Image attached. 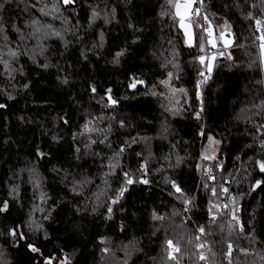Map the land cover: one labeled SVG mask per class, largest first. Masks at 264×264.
Returning a JSON list of instances; mask_svg holds the SVG:
<instances>
[{
  "label": "trees",
  "instance_id": "trees-1",
  "mask_svg": "<svg viewBox=\"0 0 264 264\" xmlns=\"http://www.w3.org/2000/svg\"><path fill=\"white\" fill-rule=\"evenodd\" d=\"M53 5L0 0V29L17 56L11 78L0 63V264H176L168 240L179 242V264H206L196 248L200 227L211 264H229V244L231 264H264V173L256 165L264 161V71L255 25L264 22V0H204L202 15L229 25L236 40L232 59L216 51L204 86L198 58L210 50H199L202 29L187 46L164 14L166 0H60L54 23L46 17ZM43 29L62 38L37 39ZM27 168L38 189L18 180ZM37 208L43 213L34 217Z\"/></svg>",
  "mask_w": 264,
  "mask_h": 264
},
{
  "label": "snow or ice",
  "instance_id": "snow-or-ice-1",
  "mask_svg": "<svg viewBox=\"0 0 264 264\" xmlns=\"http://www.w3.org/2000/svg\"><path fill=\"white\" fill-rule=\"evenodd\" d=\"M64 5H70L72 3H74V0H62ZM167 5L170 9V12L168 13H164L166 15H171L173 21L177 24V26L179 27V29H181L183 31L184 37H185V44L189 47L194 46V40H195V34L193 31V26L195 25V27L197 28H201L202 29V34L199 37V50L200 52H205V45H210L211 48L215 49L218 47V40L220 42L223 43V46L225 48H228L231 46L232 41L230 39H228L227 37H229L231 35V30H230V26H228L227 24L223 25V28L225 29L224 31L220 32L219 37L217 38L216 35L214 34V30H213V25L211 23V21L209 20L207 15H202L201 9L203 7L204 4V0H166ZM195 6V7H194ZM53 8L55 9V5H53ZM97 13L94 11L93 12V20L95 19ZM203 21V23H200V21ZM255 25H256V31H258L260 34L256 37V40L259 41V48H260V55H261V61L262 63H264V22H262L261 20L257 19L255 20ZM14 55V53H13ZM123 55V52H118L116 54L117 57V61L118 58ZM220 55H223V53H220ZM199 62L204 65L207 61V70L210 73L213 69V62L217 59V54L213 53L209 56H200L199 58ZM201 76H204V72L200 73ZM169 77L171 78V73H169ZM207 79V77H206ZM162 83H164L166 86L168 85V81H162ZM130 87L135 88L136 87V82L134 81ZM173 96H175V93L177 92V89L175 88H171L170 89ZM93 91H95V89H93ZM110 91V90H109ZM178 91L180 92H184V89H179ZM199 95V93H198ZM109 99H111V97H109ZM112 103L114 104L115 101H112ZM178 103V101H177ZM0 107H3V105H0ZM197 118H199V113L197 114ZM209 141L210 143H215V141H212V138L209 137ZM261 147H264V144L261 145ZM121 151H123V149H121ZM213 157H209V156H204V159H212ZM256 165L260 171V173H264V161H257ZM127 175V174H126ZM210 179H215L214 177H209ZM143 183H147V181H142ZM133 183V180L131 178H127L126 179V185H130ZM261 181L257 180L255 182V187L259 188L261 186ZM172 186L173 188L176 189V191L179 193L181 192V189L175 184V182H172ZM206 187V186H205ZM127 191V187L121 188L120 192H119V196L122 197L124 192ZM223 192L225 194L228 193V189L224 188ZM212 194L215 196L217 195V192L215 189L212 190ZM113 203L118 202L117 200H113ZM191 201L189 200H185V204L190 203ZM230 203L234 206L231 209V215H232V219L233 220H237L238 222V218L236 216V201L235 199L231 200ZM7 207V205L5 204V208ZM223 207L225 209L229 208V204H225L223 205ZM3 210V209H0ZM109 212H111V208L108 209ZM162 219V217H161ZM198 231L201 233V235L204 234L205 229L203 227H200L198 229ZM241 231H243V228L241 227ZM11 235L16 236L17 233L16 232H12ZM20 239H23V236H20ZM197 240L200 239L199 236L196 237ZM166 255H167V259L169 260H174L176 261V264H179V260L177 258V254H179L181 252V248L179 246V242L174 243L172 240H168L166 241ZM196 248L199 252V259L200 260H206L207 257L204 254L203 251H201L202 249L205 248V244L200 243L196 245ZM33 252L38 251V249H36L35 247H32L31 249ZM245 251L246 250H242ZM231 254H232V245L229 244L228 245V252L226 253V255L229 257V264H231ZM47 264H51V260L47 261Z\"/></svg>",
  "mask_w": 264,
  "mask_h": 264
},
{
  "label": "rangeland",
  "instance_id": "rangeland-1",
  "mask_svg": "<svg viewBox=\"0 0 264 264\" xmlns=\"http://www.w3.org/2000/svg\"><path fill=\"white\" fill-rule=\"evenodd\" d=\"M58 4H59V7L56 8V9H54V11H53V15L54 16L53 17L52 16H50V17L49 16H46L47 18L52 19L51 22H53V23H54V21H57L58 20L59 16L63 15V12L61 11V8H60L61 7L60 0H58ZM200 23H203V21L201 20ZM224 24L225 23L223 21H217V26L212 23L213 30H214V34L216 35L217 38L219 37L220 32H222V31L225 30L223 28V25ZM44 30L45 29H43L42 31H40V33L38 32V30H36L38 33H34V35L37 36L36 37L37 39L40 37V38H43V40H44V38H46V40H48V41L51 40L52 41V38H62L54 30H51L49 34H45L43 32ZM193 31H194V34H195V40H194V45H195V41H196V27H195V25L193 26ZM8 43H9V41L4 38V34H3L2 30L0 29V63L4 67V73H7V71H8L9 78H11L12 75H13V72H12L13 68H14V70H16L17 56H16V51H14L13 48ZM205 49H206L205 52H203L204 54L208 51V49L210 50V49H213V48H211L210 45H207L206 44L205 45ZM211 51H213V52L215 51V53L219 52V56H221L220 53H223L222 56H225V57H228V58H231V59L233 58V52H234V50L231 49V50L225 51V49L223 48L222 42H220L219 40H218V47L215 48V49H213V50H211ZM13 53H14V55H13ZM37 57H39V56H37ZM216 60L213 62V69H212V71L210 73L207 70V66H206L207 65V61L204 64V67H205V69L207 70V72L209 74H211L214 71L215 64H216ZM261 63H262V61H261ZM262 67H263V71H264V63H262ZM143 150H144V152L147 153V150H146V148L144 146H143ZM146 160L149 161L150 160V156L147 157ZM17 176H18V174H17ZM37 178H38L37 172L34 171V169H32V168H27V169H23V171L19 174L18 180L20 182L27 181L28 185L29 184H32V186H33L34 189H38L39 188V184H38L39 183V179H37ZM18 189H19V187L16 186L12 190V194H13V196L15 198H16V192L18 193V191H17ZM189 201H192V199L189 200ZM180 204L182 205V207L180 206V209L178 210V212H179V214L182 217V215L184 213V206H183L184 204H183L182 201H181ZM36 210H37L36 212H35V210L33 211V216L34 217H35V213H38V214L43 213V211L42 210L39 211L38 208ZM174 217H175V215H174ZM185 217H187V213H186V216ZM31 221H33V220H31ZM30 227H32V229H35V227L32 226V225H30ZM128 247H130V246H128ZM109 253H112V256L108 257L107 259L108 260L115 261V259L117 258V255L116 254H118V253L116 251H112V250H110ZM121 257H122V255H121ZM204 261L206 262V260H204ZM111 264H114V263H111ZM206 264H211V257H210V263H207L206 262Z\"/></svg>",
  "mask_w": 264,
  "mask_h": 264
},
{
  "label": "built area",
  "instance_id": "built-area-1",
  "mask_svg": "<svg viewBox=\"0 0 264 264\" xmlns=\"http://www.w3.org/2000/svg\"><path fill=\"white\" fill-rule=\"evenodd\" d=\"M213 53H214V52L211 51V49H210V51L207 53V56H209V55H211V54H213ZM204 74H205V75L202 76L201 79H200V81H199V85H200V86H204L205 83L207 82V80L210 78V75H209V73L207 72L206 69L204 70ZM206 77H207V79H206ZM199 98H200V100H203V94H202L201 91H200V93H199ZM204 172H205L206 175H211V171H210L209 169H207V168L204 169ZM211 195H213L212 192H211ZM198 236L200 237V239H199V244H200V243L205 244V248L202 249V251L204 252V254H205L206 257H207L206 262H207V263H210V255H209V249H208V246L206 245V243H205V241H204L202 235L199 234ZM227 252H228V249H227Z\"/></svg>",
  "mask_w": 264,
  "mask_h": 264
},
{
  "label": "water",
  "instance_id": "water-1",
  "mask_svg": "<svg viewBox=\"0 0 264 264\" xmlns=\"http://www.w3.org/2000/svg\"><path fill=\"white\" fill-rule=\"evenodd\" d=\"M227 38L230 39V40L232 41L231 46L228 47V48H225L224 46H223V47H224V49H226V50H230V49L234 48L235 43H236V40H235V37H234V35H233L232 32H231V35H230L229 37H227ZM222 44H223V43H222ZM137 86H138V84H136V87H135V88H132V90H133V91L136 90Z\"/></svg>",
  "mask_w": 264,
  "mask_h": 264
},
{
  "label": "bare ground",
  "instance_id": "bare-ground-1",
  "mask_svg": "<svg viewBox=\"0 0 264 264\" xmlns=\"http://www.w3.org/2000/svg\"><path fill=\"white\" fill-rule=\"evenodd\" d=\"M235 47V46H234ZM233 49V48H232ZM231 50V49H230ZM212 192V191H211ZM186 213H187V217H186V219H189L190 218V207H189V205L187 204L186 205ZM199 235V234H198ZM206 243V242H205ZM198 244H199V240H198ZM206 245L208 246V244L206 243ZM208 249H209V255H210V248H209V246H208Z\"/></svg>",
  "mask_w": 264,
  "mask_h": 264
}]
</instances>
